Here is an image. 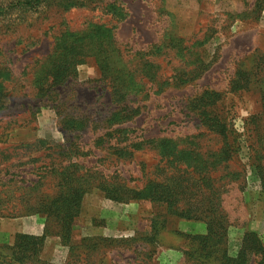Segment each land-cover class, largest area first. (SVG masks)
Instances as JSON below:
<instances>
[{"label": "rangeland", "instance_id": "rangeland-1", "mask_svg": "<svg viewBox=\"0 0 264 264\" xmlns=\"http://www.w3.org/2000/svg\"><path fill=\"white\" fill-rule=\"evenodd\" d=\"M63 31L156 84L119 103L89 57L38 98ZM0 142V264H233L264 243V0H0Z\"/></svg>", "mask_w": 264, "mask_h": 264}, {"label": "trees", "instance_id": "trees-1", "mask_svg": "<svg viewBox=\"0 0 264 264\" xmlns=\"http://www.w3.org/2000/svg\"><path fill=\"white\" fill-rule=\"evenodd\" d=\"M34 1L38 2L39 0ZM8 30L11 31V28H8ZM55 38L58 42L55 41L52 52L44 61H40L42 63L34 78L37 97L40 99L46 98L48 91L53 93L57 87L65 84L69 79L76 77L79 65L84 63L89 57H94L97 61L102 73V81L111 89L110 92L114 100L119 103L127 102L132 92L138 93L144 90L148 84L150 85V89H152L158 80V72L157 70H153L156 64L142 58H139V61H137L136 56H138V52L133 53V57L126 60L124 53L120 49H117L116 53L112 55L111 52L105 51L104 47L101 50L98 49L99 46L97 44L101 45L100 43L97 42L96 44L95 41L90 42L86 35L73 31H63ZM134 84L137 85V88L132 89ZM45 85L48 86L47 89H44ZM131 109L132 112L137 111L135 107ZM11 149L13 147L7 146L2 151L6 152ZM219 162L214 161L209 163V165H216ZM42 167L40 166L38 169ZM4 170L5 168L1 169L0 173L2 174ZM137 195L142 198H152L150 189L148 191H141ZM79 197L80 193L76 189H68L64 196L65 199L53 205V208L59 209V213L70 215L72 208L76 207ZM207 222L209 221L207 220ZM207 225L209 231V223ZM252 256L259 257L256 264H264V243L257 233L248 232L243 238L242 250L238 253L236 259L233 260V264H249L253 258Z\"/></svg>", "mask_w": 264, "mask_h": 264}]
</instances>
